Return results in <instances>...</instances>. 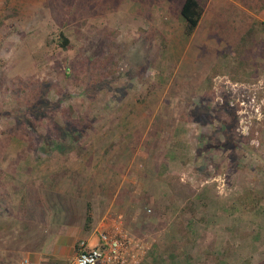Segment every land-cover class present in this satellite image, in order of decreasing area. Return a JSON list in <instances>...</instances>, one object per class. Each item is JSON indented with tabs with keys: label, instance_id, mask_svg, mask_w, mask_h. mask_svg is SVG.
<instances>
[{
	"label": "rangeland",
	"instance_id": "rangeland-1",
	"mask_svg": "<svg viewBox=\"0 0 264 264\" xmlns=\"http://www.w3.org/2000/svg\"><path fill=\"white\" fill-rule=\"evenodd\" d=\"M183 1L0 0V216L11 188L40 204L56 184L139 206L143 264H264V0H200L190 35ZM245 30L249 64L232 67ZM233 122L227 147L214 129Z\"/></svg>",
	"mask_w": 264,
	"mask_h": 264
},
{
	"label": "crops",
	"instance_id": "crops-1",
	"mask_svg": "<svg viewBox=\"0 0 264 264\" xmlns=\"http://www.w3.org/2000/svg\"><path fill=\"white\" fill-rule=\"evenodd\" d=\"M50 187L52 190L45 191L48 196L43 195L41 199L45 200L40 204L38 197L27 194L34 193L29 187H23L21 192L16 193L11 188V212L0 216V264H22L24 259L32 264H74L81 240L93 246L97 243L99 231L109 230L114 225L138 240L146 241L147 247L150 245V240L139 237L136 230L141 227L139 206H122L118 212L111 206L105 209L96 206L93 209L92 204L87 207L82 197L83 191L79 192V196L70 195L67 198V193L56 184ZM88 212L92 216L89 222ZM40 225L42 231L39 238L17 241L20 239L15 237L17 227L18 230L27 231ZM140 264H143V260Z\"/></svg>",
	"mask_w": 264,
	"mask_h": 264
},
{
	"label": "trees",
	"instance_id": "trees-1",
	"mask_svg": "<svg viewBox=\"0 0 264 264\" xmlns=\"http://www.w3.org/2000/svg\"><path fill=\"white\" fill-rule=\"evenodd\" d=\"M203 12L202 4L200 0H184L181 7H180V14L184 20L185 23V33L187 35H190L194 29L197 27L201 15ZM252 30H245L242 35H240L237 39V41L232 44L231 48L225 47L224 52L221 54V57L223 60L230 62L232 67L235 65H241V66H248L249 62V54H250V34ZM113 33V32H112ZM60 34V46L63 48L66 47L68 44V39L64 36L63 32L59 33ZM253 39V37H252ZM251 39V41H252ZM232 55L230 56L229 55ZM244 56H247L244 58ZM230 58H233L230 60ZM237 62V63H235ZM231 67V68H232ZM219 69H222L221 66ZM67 71V69H65ZM44 106H47L46 101L43 102ZM204 112L207 111L204 107H202ZM0 116L2 117H8V116H13V114L6 110L4 113H1ZM16 118L17 119H23L21 113H16ZM235 122L233 123H224L221 126H217L214 131L221 133L225 140L227 141V147H234V143L232 142V133L234 132V129H237L235 126ZM238 130V129H237ZM45 142V145L47 146L48 141L43 140ZM208 146H211L210 143H208ZM254 196V197H253ZM260 197L256 195H252V191H246L243 193L241 196L238 198V204L239 207L242 211H246L247 213L250 211H254L257 208V205L259 203ZM87 220H89V217H87Z\"/></svg>",
	"mask_w": 264,
	"mask_h": 264
},
{
	"label": "built area",
	"instance_id": "built-area-1",
	"mask_svg": "<svg viewBox=\"0 0 264 264\" xmlns=\"http://www.w3.org/2000/svg\"><path fill=\"white\" fill-rule=\"evenodd\" d=\"M147 245L120 226L101 229L97 243L89 246L85 241L79 242L74 264H140L146 253ZM22 264H32L24 259Z\"/></svg>",
	"mask_w": 264,
	"mask_h": 264
}]
</instances>
